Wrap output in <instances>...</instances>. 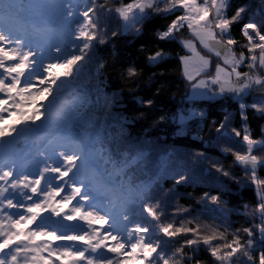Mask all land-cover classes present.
Here are the masks:
<instances>
[{
    "label": "trees",
    "instance_id": "1",
    "mask_svg": "<svg viewBox=\"0 0 264 264\" xmlns=\"http://www.w3.org/2000/svg\"><path fill=\"white\" fill-rule=\"evenodd\" d=\"M64 2L12 0L13 7L0 14V24L15 33L24 30L25 37L35 38L34 41L44 40L47 47L41 53L52 63L56 57L62 59L65 53L80 55L71 46L75 25L65 22L61 7ZM78 2L81 5L78 11H83V5L92 0ZM94 2L98 6L99 28L106 34L103 35L105 43L94 42V47L86 50L87 55L79 62L78 71L65 81L58 98L47 110V118L37 122H44L42 130H37V124L29 123L17 144L27 145L37 154L41 149L38 141L43 140L45 133L51 132L56 141H62L63 133L73 134L72 141L77 142L72 143V148L82 149L86 164V168L78 172L92 180V186L102 197L111 199L108 211L112 223L113 218L127 215L151 230L152 225L145 219L141 205L144 202L155 205L159 200L157 210L164 213L159 223L174 222L179 226L183 222L186 227L199 224L202 234L224 232L223 242L240 235L243 243L247 235L237 229L253 227L261 220L254 214L258 196L255 187L247 182L250 174L246 176L232 155V152L246 149L233 141H240L243 136L245 122L241 119L239 103H257L255 97L264 95V85L253 86L252 94L240 102L230 94L214 99L192 97L182 59L189 52L181 41L194 36L185 27L175 33V39L158 38V33L165 31L181 12L153 13L136 25L140 29L137 33L134 29H126L124 21L114 11H109L131 0ZM241 6H246V12L239 23L232 25L231 37L237 41L233 46L237 56L243 51L247 57L244 47L247 40L240 29L244 23L264 21V0H229L226 16L230 18ZM56 47L62 51L56 53ZM156 52H162L163 59L150 61L149 57ZM129 68L136 69L135 76H128ZM54 69L57 71L54 70L53 75L60 72L59 67ZM240 69L247 71L248 68L243 64ZM257 71L261 75L264 72ZM148 100L152 101L151 105L144 103ZM40 111L44 112L45 108ZM244 112L252 137L264 138V115L251 107ZM198 113H203V118L196 115ZM181 115L185 118L181 119ZM225 116L229 117L226 129L241 130V137L229 138L224 129L216 131L225 122ZM222 148H231L232 152L224 153ZM253 154L264 157V149H254ZM217 162L229 176L216 171L213 163ZM20 164L25 165L22 159ZM179 175L187 179L176 184L174 177ZM257 175L264 178V168L258 167ZM143 189L148 190L150 199L141 198L139 194ZM205 193L219 195L220 199L215 203L205 200ZM177 209L188 211L174 215ZM150 235L153 242L163 243L166 239L162 233L150 231ZM254 236L258 239L259 233L254 232ZM192 238V234L170 238L168 251H174L185 239ZM184 251L191 255L189 248ZM197 260L200 264H218L203 246L192 261L185 259L181 264H195ZM132 261L129 264H148L139 259ZM232 264H239V261L234 259Z\"/></svg>",
    "mask_w": 264,
    "mask_h": 264
},
{
    "label": "snow or ice",
    "instance_id": "2",
    "mask_svg": "<svg viewBox=\"0 0 264 264\" xmlns=\"http://www.w3.org/2000/svg\"><path fill=\"white\" fill-rule=\"evenodd\" d=\"M160 5H163L161 7ZM78 0H65L61 5L64 13L65 22L69 25H75L72 47L80 55L65 53L63 58L56 57L54 63L44 64L42 60H37V53L31 50V47L22 36H19L11 29L0 26V143L4 142L6 137L13 133H18L15 124L5 123L7 113L11 117L14 112L9 109L15 107L16 111L20 110V105L33 102L30 98L35 95H41L45 100L49 97V105L56 100L54 93H57L63 87L65 81L72 77L74 71H78L79 62L83 61L87 55L86 50H91L96 44L105 43L99 20L96 17L98 6L94 0L91 3L83 5L85 10L78 11L80 8ZM13 7L12 0H0V14L6 9ZM103 7V6H100ZM229 7V0H131V2L122 4L114 11L124 22L126 29H134L139 33L140 29L136 27L141 21L147 19L153 13L165 15L175 14V19L171 21L165 31L158 33V38L175 39V33L182 28H187L189 32L198 40V42L213 53L222 61V64L216 65L215 75L201 79L193 84L194 95L207 96L210 99L222 97L230 94L231 97L240 102L248 95L252 94L253 86L264 85V76L260 75L257 69L264 71V21L260 23L247 22L240 29L243 37L246 38L247 57L242 51L237 56L233 46L237 41L231 37V27L241 21L243 14L246 12V6L238 7L235 13L229 18L226 16ZM95 18V22H94ZM115 35V33H113ZM181 43L195 52V44L191 40L181 41ZM56 53L62 49L56 47ZM257 52L259 55H257ZM43 56V53H40ZM150 61L156 62L163 59L162 52H156L149 57ZM185 63V73L191 81L195 77L188 73V63L190 57L182 58ZM202 67L197 70L196 75L206 70L210 66V60L200 57ZM245 64L249 72L239 71V67ZM66 69L63 73L53 75L54 68ZM251 73V74H250ZM136 75L135 68L128 69V76ZM59 81V84L57 83ZM46 87H37V83ZM23 83V87H21ZM213 87L216 89L213 91ZM197 89L205 91L197 92ZM257 103L245 105L239 103L241 110V119L245 122L242 128L243 136L238 143L246 149L244 152H232L231 148H222L224 153L232 152L235 163L242 166L246 176L250 174L247 181L255 187L258 203L254 214L261 220L258 225L253 227L237 229L247 235V239L242 243L240 235H233L232 239L225 241L224 232H213L212 234H202L201 225L196 224L194 227H186L183 222L179 226L173 223H159L163 212H158L159 200L155 205L144 202L141 205L142 213L146 214L145 219L152 225L151 230L148 226H142L139 222L130 220V217L124 215L122 218H113L111 231H105L100 235L99 229L92 226L93 221L109 222L108 215H100V212H94L92 209L98 207L96 204L86 205L85 201L93 200L94 197L88 193H82L81 184L77 186L73 182L69 187L71 193L61 198V202L70 203L76 200L78 206L70 209L73 215L68 216L66 213L61 219L75 220L85 222L79 228L68 230L56 228L48 232L49 227L55 228L52 222V216H61L56 207L52 206V201L63 191V185L67 183L65 177L73 173L74 169L78 170V164L83 157V151L79 147L71 148L70 154L60 152L57 154L60 166L52 167L47 165L43 170L33 175H25L23 170L16 171L14 163H8V166L0 165V264H60L55 260L56 252L62 257H72L71 264H122V259L147 261L148 264H181V261L187 259L192 261L195 255L199 254L201 246L209 252L218 264H232L233 260L239 261V264H264V178L257 175V169L264 168V157L254 155L255 150L264 149V138L254 139L247 127V115L244 110L247 107L255 109L261 115H264V95L255 97ZM11 101V104H9ZM144 103L152 104L151 100ZM45 105L41 104L35 109L36 114L27 116L23 111L20 115L24 117L20 123L28 125L35 123L37 119L45 116L47 109L42 112L40 108ZM203 118V113H198ZM225 122L221 123L216 129L220 132L225 130L229 138L241 137V130L226 129V122L229 120L225 116ZM202 155V154H201ZM51 157H49L50 159ZM213 167L223 176H229L223 165L218 162L213 163ZM45 174L49 175L46 178ZM176 184L186 181V177L179 175L174 177ZM44 181L43 186L41 181ZM60 180L61 184L53 187V183ZM7 185V187H5ZM27 190V191H25ZM171 191V190H169ZM142 199H150L147 189H143L139 194ZM203 199L211 202H218L219 195L204 194ZM15 200V203H14ZM30 201L31 203H27ZM88 208L89 210H85ZM15 209V211H10ZM22 210V211H21ZM103 210V209H101ZM187 209H177L174 215H180ZM48 215L45 216L44 213ZM27 225H35L33 228H21V222ZM132 226L129 227L128 224ZM59 231L61 234L57 235ZM152 234L162 233L166 238L162 243L160 240L152 241ZM79 232L80 234H77ZM116 232L117 235L112 233ZM254 232L259 233V238H255ZM47 234L50 239L47 241L37 242L36 237ZM192 234V239H185L183 243L175 248L174 251H168L170 238L180 235ZM23 237V238H21ZM111 239L114 244L106 241ZM56 241H66L67 243L52 245ZM214 241L222 243L214 245ZM189 248L191 255L185 253L184 249ZM126 250V252H125ZM87 253V255H85ZM256 253V255H253ZM111 254V255H110ZM178 258V259H177ZM200 264V261H195Z\"/></svg>",
    "mask_w": 264,
    "mask_h": 264
},
{
    "label": "rangeland",
    "instance_id": "3",
    "mask_svg": "<svg viewBox=\"0 0 264 264\" xmlns=\"http://www.w3.org/2000/svg\"><path fill=\"white\" fill-rule=\"evenodd\" d=\"M200 2H202V0H200ZM63 10V9H62ZM64 14V13H63ZM251 22V21H250ZM125 24V22H124ZM0 26H3L0 24ZM12 30V29H11ZM15 31V30H13ZM41 31L43 32V30L41 29ZM25 31H21L17 34L19 36H22L24 38V40L26 41V43H28L31 47V50L37 53L36 59L42 60V62L46 65L48 63H52V61H50L49 58L45 57L44 55L41 56L40 53L45 49V46L47 47V43H45L44 40H41L40 42H38L37 40H35V38L30 39V37L27 35L25 37ZM42 32L40 34H42ZM187 40H191L194 44H195V52L189 48L186 47V49L188 50V54L185 57H190L191 59L189 60L188 63V73L193 75L195 77V79L193 80H189L187 78V75L185 73V63L183 61L184 64V73H185V77L186 79L189 81L190 85H191V96L192 97H207V96H202V95H194V89H193V84H196L198 81H200L201 79H207L213 75H215L216 72V65L217 64H222V61L217 58L213 53H210L207 49H205L199 42L198 40H196V38H191V39H186L184 41ZM258 53V52H257ZM200 57H204L208 60H210V66L204 70L200 72V75H196V72L198 69H200L202 67V62L200 60ZM243 65V64H242ZM242 65L239 67V71H241V67ZM55 69H53L54 71ZM60 72L59 73H63L64 69L60 68L59 69ZM61 70H63L61 72ZM57 71V70H55ZM241 72H249V69H247V71H241ZM259 72V71H258ZM58 74V72L56 73ZM251 74V73H250ZM260 74V73H259ZM261 75V74H260ZM262 76H264V72L262 74ZM59 84V81L57 82ZM37 87H46L47 84L45 82L44 85H40L39 83H37L36 85ZM21 87H23V83H21ZM63 88V87H62ZM61 88V90H62ZM60 90V91H61ZM216 89L213 87V91H215ZM59 92L54 93V95L56 96V99L59 96ZM197 92H202L205 91L204 89H197ZM3 94H0V96H2ZM33 102L31 103H25L20 105V110L16 111L15 107L9 109V111H13L14 114L11 117L7 116V113H4L6 120L5 123L7 124H15L17 129H18V133H13L11 136L6 137L4 142L0 143V165H4L5 167L8 166V163H14L16 166V171H19L20 169L24 171L25 175H33V177L35 178V174L38 171L43 170V168L46 166L45 164V160H47V165L48 166H52V167H59L60 166V161L59 158L57 156L58 153L60 152H64L66 154H70L71 148H72V143L77 142V141H72L73 140V134H65L63 133L62 135V141H56V139L52 136V133H45L43 136V140H41L42 138H40V141H38V145L41 148L39 152H37V154L32 153L31 149L27 146V145H22L19 146L17 144V140L21 137L24 136L23 131H25L26 125L20 123V121H22L24 119V117H22L20 115V111H23L27 114V116H33L36 114L35 109L37 107H39L42 103L45 104V110H49L50 107L54 104L53 101L51 105H49V101L52 100L51 97L48 98V100H45L43 96L41 95H35L34 97L30 98ZM41 103V104H40ZM9 104H11V101H9ZM41 109V108H40ZM48 112V111H47ZM46 115H48V113H46ZM46 116H42L39 119H37L34 123V125L37 124V130L41 131L42 128L44 127V122L43 123H37L38 121H41L42 119H46ZM185 116L181 115V119H184ZM63 130L60 131V134H62ZM48 134V135H47ZM42 137V136H41ZM47 140V141H46ZM78 140V139H77ZM64 141V143H63ZM62 142V143H61ZM18 145V146H17ZM16 154V155H15ZM49 157H51L49 159ZM21 159L24 161L25 165L21 166ZM85 160L82 158L81 162L78 164V170H83L86 168V164L84 162ZM21 167V168H20ZM77 169L73 170V173H69V177H65V181H67V183H65L63 185V191H61L56 197L55 199L52 201V206L56 207L57 210L61 213L62 216H64V214L66 213L68 216L73 215V213L70 211V209L74 206H78L77 201L80 199L79 196H77L76 200H72L70 203L68 202H61V198L65 195H68L71 193V188L69 187V185H71L73 182H75L77 184V186H80L81 184H83L84 186L81 188V192L82 193H88L91 194L94 199L90 200V201H85L84 203L86 205L88 204H96L98 205L97 208L92 209L94 212H100V215H108L109 217V222L108 223H104L103 221H93L92 222V226L94 228L99 229L100 235L102 236L103 233L107 230V231H111V225H112V220L109 214V205H112L111 199L106 198V197H102V195H100L101 193L95 189L92 186V180L87 179L85 176L80 175V171L78 172ZM46 178L49 175H56V174H45ZM3 183V182H0ZM44 181H41V185L43 186ZM61 184L60 180H56L53 183V187H56V185ZM5 187H7V185H5ZM27 191V190H25ZM15 203V200H14ZM27 203H31L30 201H28ZM103 209V210H101ZM85 210H89L88 208H85ZM10 211H15V209L10 210ZM22 211V210H21ZM45 216L48 215L47 212L44 213ZM55 215L52 216V222L55 223V228L53 227H49L48 228V232H52L54 231L56 228L59 229H68V230H72V229H76L79 228L81 225H83L85 222L80 221L79 218L75 219V220H68V219H64V223L62 225H56V219H54ZM33 225H27L25 224L23 221L21 222L20 227L21 228H31ZM35 227V226H33ZM57 235H60L61 233L59 231L56 232ZM77 234H80L79 232H77ZM113 235H117L116 232L112 233ZM23 238V237H21ZM50 238L47 234L45 235H40L36 237V241L39 243L41 241H47L46 239ZM109 244H114L115 242L112 241L111 239H109L108 241H106ZM63 243H67L66 241H56L52 247L55 248L56 244H63ZM126 252V250H125ZM85 255H87V253H85ZM111 255V254H110ZM55 260H59L60 264H71L72 261V257H62L60 256V253L57 251L56 252V256L54 258ZM122 259V264H129L130 261L133 262L132 260H128V259ZM51 262V261H50ZM113 264H116L115 260H113Z\"/></svg>",
    "mask_w": 264,
    "mask_h": 264
},
{
    "label": "water",
    "instance_id": "4",
    "mask_svg": "<svg viewBox=\"0 0 264 264\" xmlns=\"http://www.w3.org/2000/svg\"><path fill=\"white\" fill-rule=\"evenodd\" d=\"M61 216H54L53 218L57 220V224L60 226L64 223V219H61Z\"/></svg>",
    "mask_w": 264,
    "mask_h": 264
},
{
    "label": "built area",
    "instance_id": "5",
    "mask_svg": "<svg viewBox=\"0 0 264 264\" xmlns=\"http://www.w3.org/2000/svg\"><path fill=\"white\" fill-rule=\"evenodd\" d=\"M251 22H253V21H251Z\"/></svg>",
    "mask_w": 264,
    "mask_h": 264
}]
</instances>
